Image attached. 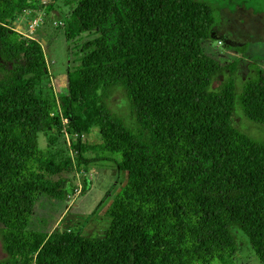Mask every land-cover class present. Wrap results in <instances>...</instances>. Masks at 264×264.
Masks as SVG:
<instances>
[{
	"label": "trees",
	"instance_id": "trees-1",
	"mask_svg": "<svg viewBox=\"0 0 264 264\" xmlns=\"http://www.w3.org/2000/svg\"><path fill=\"white\" fill-rule=\"evenodd\" d=\"M41 1L0 0V264H233L236 231L264 264V142L237 123L239 105L264 124V68L251 64L253 76L241 83L237 61L205 53L219 8L207 0H67V40L94 37L58 99L44 90L41 41L17 30ZM119 89L132 123L112 106ZM94 130L101 142L83 139ZM40 133L53 142L70 134L85 172L108 161L128 174L105 236L29 228L42 196L65 200L77 190L74 158L42 149Z\"/></svg>",
	"mask_w": 264,
	"mask_h": 264
},
{
	"label": "rangeland",
	"instance_id": "rangeland-1",
	"mask_svg": "<svg viewBox=\"0 0 264 264\" xmlns=\"http://www.w3.org/2000/svg\"><path fill=\"white\" fill-rule=\"evenodd\" d=\"M77 3L78 0H68ZM219 8V23L213 37L203 42L205 53L221 63L239 64V81L243 83L253 76L251 64L264 68V0H207ZM50 0H42L37 7L26 10L20 18L26 32L30 19L41 17L43 25L36 37L43 45L48 62L49 75L44 81L46 93L54 92L58 99L68 95L69 76L75 73L81 64V45L94 36L84 34L76 43L66 38L65 18L72 8L67 0H60L52 9ZM58 21L59 25H56ZM62 23V24H61ZM227 75L216 78L213 90H219ZM112 106L127 121L132 123L130 107L126 96L120 89L115 91ZM237 123L246 133L258 142H264V124L249 120L237 105ZM38 144L44 149L50 147L55 156H72L76 171V194L69 199L57 200L42 196L35 207L29 228L51 233L57 229L79 231L84 236H105L111 218L108 216L109 205L123 191L128 174L118 170L113 162L100 161L89 165V172L84 165L76 166L70 134L60 136L56 141L44 133L39 134ZM89 143H98L102 138L98 130L89 136H83ZM52 141V142H51ZM84 180L89 186L84 189ZM2 225L0 224V227ZM238 251L233 257V264H261L248 236L236 231ZM6 258L0 238V260Z\"/></svg>",
	"mask_w": 264,
	"mask_h": 264
},
{
	"label": "built area",
	"instance_id": "built-area-1",
	"mask_svg": "<svg viewBox=\"0 0 264 264\" xmlns=\"http://www.w3.org/2000/svg\"><path fill=\"white\" fill-rule=\"evenodd\" d=\"M38 16L39 15H37V17L34 19L28 20L26 32H23L19 28H17V30H19L24 36H26L28 38H33V39L37 38L36 37L37 31L43 25V19L41 17H38ZM55 23H56V25H59L58 21H56ZM64 25H65V23H64ZM67 121L68 120L65 119V122H67Z\"/></svg>",
	"mask_w": 264,
	"mask_h": 264
},
{
	"label": "crops",
	"instance_id": "crops-1",
	"mask_svg": "<svg viewBox=\"0 0 264 264\" xmlns=\"http://www.w3.org/2000/svg\"><path fill=\"white\" fill-rule=\"evenodd\" d=\"M17 27H19V28H20V27H22V26H21V24H20V22H19V23H17Z\"/></svg>",
	"mask_w": 264,
	"mask_h": 264
}]
</instances>
